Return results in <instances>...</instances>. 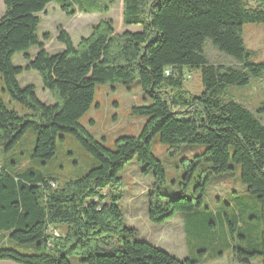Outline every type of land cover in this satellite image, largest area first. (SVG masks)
<instances>
[{"label":"trees","instance_id":"obj_1","mask_svg":"<svg viewBox=\"0 0 264 264\" xmlns=\"http://www.w3.org/2000/svg\"><path fill=\"white\" fill-rule=\"evenodd\" d=\"M57 0H3L0 18V79L2 92L28 112L9 108L0 93V148L6 153L19 145L29 130L36 132L33 158L45 166L57 152L58 139L73 135L98 162L85 175L60 185L42 169L30 167L12 173L0 167V230L19 244L35 246L22 253L16 246L0 247V261L17 264H72L69 256L83 255L84 264H198L178 259L146 241H138L134 227L126 226L119 207L123 172L134 159L144 175L153 174L149 218L164 224L177 213H197L211 218L205 206L207 187L214 176H234L261 206L263 224L259 243L246 236L233 246L234 257L260 258L264 264V99L254 113L230 95L264 75V62H251L244 42L246 23H264V0H123V32L111 20H101L76 46L66 30L58 28L65 48L45 49L39 36L40 13ZM69 16L107 12L106 0H59ZM255 3L250 7L249 2ZM138 26L139 30L128 27ZM207 41L239 66L212 62ZM37 48L34 56L29 50ZM24 53L28 64L15 65ZM201 69L200 95L184 91V67ZM37 71L43 86L55 99L42 101L34 84L21 87L19 76ZM169 71V72H167ZM139 81L152 102L131 108L145 117L137 136H122L109 149L81 123L95 103L98 85H131ZM114 88V87H113ZM160 136L174 157L183 144L205 145L206 150L181 162L180 186L194 183L191 197L176 198L161 191L166 171L153 153L151 142ZM192 221H185V228ZM235 238L237 220H228ZM59 229L58 235L54 231ZM245 245V246H244Z\"/></svg>","mask_w":264,"mask_h":264},{"label":"rangeland","instance_id":"obj_2","mask_svg":"<svg viewBox=\"0 0 264 264\" xmlns=\"http://www.w3.org/2000/svg\"><path fill=\"white\" fill-rule=\"evenodd\" d=\"M250 7L255 3L248 1ZM107 12L96 11L84 13L79 11L68 15L60 8L59 0L51 2L44 12L40 13L39 36L50 34L49 40H43L45 49L50 53L58 52L63 45L58 40V28L66 30L74 44L79 45L83 37L91 34L93 27L101 20L109 19L113 22L116 32H123L126 27L122 24L123 0H106ZM3 0H0V18L4 14ZM139 30L140 27H128ZM244 42L250 51L251 62H264V23H246L244 25ZM37 48L29 50L33 56ZM205 51L208 58L215 63L239 66L232 57L221 53L210 41H207ZM13 62L15 65L26 66L28 60L24 53L17 54ZM184 91L190 95H200L203 90L201 69L184 67ZM21 87L29 84L36 86L39 98L47 104L55 102L52 94L43 86L40 74L35 71H25L19 76ZM114 87V88H113ZM3 82L0 79V93L9 108L20 114L28 112L18 102L10 101L7 94L2 92ZM230 95L242 102L254 113L264 99V75L253 79L246 88H232ZM152 100L143 91L137 80L131 85H98L95 103L81 119L84 127L109 149H115V140L122 136H137L146 122L145 117L134 116L131 108L135 105L150 104ZM264 122V114L260 116ZM37 135L29 130L19 145L12 152L6 153L0 148V167L12 173H20L33 167L42 169L47 176L55 177L63 185L67 181L85 175L98 166L99 162L79 143L71 134H64V139H58L57 152L53 159L44 166L40 160L33 158ZM153 153L161 160L166 171V183L161 191L176 198L181 194L191 197L194 183L184 190L181 188L184 170L182 160L192 158L206 150L205 145L183 144L177 154L169 155L168 147L161 143L160 136L151 142ZM234 176H214L205 195V206L214 213L213 217L201 218L197 213H177L164 224H155L149 218V194L154 185L153 174L144 175L142 166L137 159L129 162L122 174L123 184L120 189L122 199L119 207L122 210L126 226L134 227L138 241H146L170 253L178 259L190 258L198 264H261L260 258H245L238 260L234 257L233 246L240 241L239 236H246L253 243H259L262 237L263 224L261 220V206L256 196L250 194L241 181V168L236 165ZM237 220L235 238L230 231L228 220ZM185 221H192L185 228ZM56 231H59L57 229ZM16 246L20 252L36 253L35 246L19 244L8 237V233L0 230V247ZM245 246V245H244ZM83 255H72V264H84ZM0 264H17L0 261Z\"/></svg>","mask_w":264,"mask_h":264},{"label":"crops","instance_id":"obj_3","mask_svg":"<svg viewBox=\"0 0 264 264\" xmlns=\"http://www.w3.org/2000/svg\"><path fill=\"white\" fill-rule=\"evenodd\" d=\"M4 7H5V5H4ZM3 16V15H2ZM63 45V44H62ZM64 48H65V46L63 45V47H62V49L60 50V51H62V50H64ZM37 49H36V52L33 54V56L34 55H36V53H37ZM60 51H58V52H60ZM56 53V52H55ZM4 262H11V261H4ZM11 263H13V262H11Z\"/></svg>","mask_w":264,"mask_h":264},{"label":"built area","instance_id":"obj_4","mask_svg":"<svg viewBox=\"0 0 264 264\" xmlns=\"http://www.w3.org/2000/svg\"><path fill=\"white\" fill-rule=\"evenodd\" d=\"M167 72H169V71H167ZM54 234H55V235H58V232H57V231H54Z\"/></svg>","mask_w":264,"mask_h":264}]
</instances>
